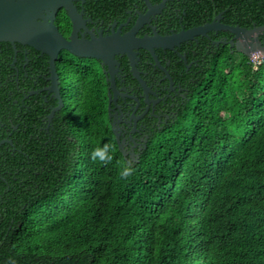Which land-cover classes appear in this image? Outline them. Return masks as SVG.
I'll use <instances>...</instances> for the list:
<instances>
[{"label":"trees","instance_id":"16d2710c","mask_svg":"<svg viewBox=\"0 0 264 264\" xmlns=\"http://www.w3.org/2000/svg\"><path fill=\"white\" fill-rule=\"evenodd\" d=\"M208 6L264 24V0ZM227 50L136 160L117 147L101 69L63 57L51 137L23 138L0 168V264H264V57L254 68ZM97 143L112 146L110 162L93 161Z\"/></svg>","mask_w":264,"mask_h":264},{"label":"flooded vegetation","instance_id":"af4514ba","mask_svg":"<svg viewBox=\"0 0 264 264\" xmlns=\"http://www.w3.org/2000/svg\"><path fill=\"white\" fill-rule=\"evenodd\" d=\"M37 1L0 0V4L32 8L41 4ZM211 1L205 0L200 5L202 0H197L198 7L187 12L182 10L184 0H59V3L41 4L36 20L51 21L65 41L73 34L78 40L129 32H133L135 39L168 37L212 22L246 30L257 27L254 23L248 27L239 22H224V11L208 15ZM67 5L75 11V22L66 10ZM263 32L252 34L249 41H260ZM242 40L245 38L220 29L195 35L171 47L155 46L152 52L136 48L134 66L139 78L134 76L126 53L115 55V64L110 68L99 59L77 57L60 49L53 75L51 56L39 43L0 41V168L7 165V152L19 151L23 138L49 140L51 137L52 123L66 101L63 74L58 66L63 57L89 62L101 69L110 127H117L127 157L133 160L132 152L139 155L153 132L163 129L181 114L204 77L210 56L222 52L225 46L233 53L235 44L231 46L230 42Z\"/></svg>","mask_w":264,"mask_h":264},{"label":"water","instance_id":"95a60500","mask_svg":"<svg viewBox=\"0 0 264 264\" xmlns=\"http://www.w3.org/2000/svg\"><path fill=\"white\" fill-rule=\"evenodd\" d=\"M51 1V2H50ZM37 2L41 4L59 3V0H38ZM40 5H33L32 8H24L22 6L0 4V41L10 40L18 41L23 43H39L44 51L50 54V64L52 74L55 75V60L57 58V51L60 49H65L69 53L77 57H88L96 58L101 60L108 66H113L115 64L114 56L120 53H126L130 65L132 67L133 74L136 78L138 77V72L135 69V52L136 48H146L147 50L153 51V47H171L173 44H178L179 42L192 38L198 34H205L209 31L226 30L239 36L240 39L250 38L252 34H259L264 31V24L261 26L254 27L253 29L246 30L240 27H233L228 25L220 24L219 22H212L201 27L192 28L188 31H182L172 36L160 37L154 36L152 38L135 39L133 37V32H129L125 35H119L115 33L108 37H98L93 38V40H78L74 34L71 35L69 41H65L58 33L56 27L50 21L48 23H40L36 19L41 13ZM164 1L159 6L162 7ZM29 4L27 3V6ZM55 8V7H53ZM66 10L70 18L75 22L76 15L73 8L70 5L66 6ZM55 9L52 10L49 17L52 19L54 17ZM241 33L243 34L241 36ZM235 44L236 51L244 54L250 58L253 53H262L264 57V47L261 45L260 41L255 42L249 41L248 44L239 42H230V45ZM112 72V71H111ZM143 83V82H142ZM144 84V83H143ZM59 106L54 108L49 117L53 116V112L58 109ZM109 109V108H108ZM115 126L111 125V130L115 136L117 147L122 155L125 157L127 153L124 151L123 141L120 140L118 132H116ZM123 145V146H122ZM133 160L138 158V155L132 152L131 156Z\"/></svg>","mask_w":264,"mask_h":264},{"label":"clouds","instance_id":"9594fccd","mask_svg":"<svg viewBox=\"0 0 264 264\" xmlns=\"http://www.w3.org/2000/svg\"><path fill=\"white\" fill-rule=\"evenodd\" d=\"M111 151H112V146L108 144H104L103 146H100L99 143H97L96 147L94 148L92 152V159L93 161L100 162V163L110 162L112 160ZM134 171L135 169L132 167L130 161L127 163L122 162L119 176L122 180L126 181L132 177Z\"/></svg>","mask_w":264,"mask_h":264},{"label":"rangeland","instance_id":"374dc122","mask_svg":"<svg viewBox=\"0 0 264 264\" xmlns=\"http://www.w3.org/2000/svg\"><path fill=\"white\" fill-rule=\"evenodd\" d=\"M243 43L248 44V43H249V38H245V40H243ZM261 57H262V53L258 52V53H253V55H252L250 58H251V60H252L253 62L259 63ZM65 92H66L67 95L69 94V91H65ZM122 146H123V145H122ZM123 149H124V147H123ZM124 151L126 152L125 149H124ZM126 153H127V152H126ZM133 156H134V155H132V157H133ZM135 156H136V155H135Z\"/></svg>","mask_w":264,"mask_h":264},{"label":"built area","instance_id":"2783aa9c","mask_svg":"<svg viewBox=\"0 0 264 264\" xmlns=\"http://www.w3.org/2000/svg\"><path fill=\"white\" fill-rule=\"evenodd\" d=\"M255 64H256V62H254V68L256 67V65H255Z\"/></svg>","mask_w":264,"mask_h":264}]
</instances>
